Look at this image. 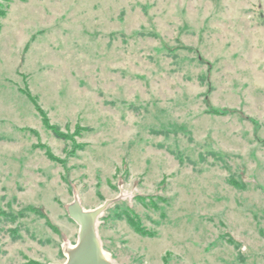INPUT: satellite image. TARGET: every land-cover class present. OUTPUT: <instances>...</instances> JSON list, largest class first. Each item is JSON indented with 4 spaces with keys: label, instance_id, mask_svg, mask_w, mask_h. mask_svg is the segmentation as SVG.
Masks as SVG:
<instances>
[{
    "label": "rangeland",
    "instance_id": "1",
    "mask_svg": "<svg viewBox=\"0 0 264 264\" xmlns=\"http://www.w3.org/2000/svg\"><path fill=\"white\" fill-rule=\"evenodd\" d=\"M74 200L110 264H264V0H0V264Z\"/></svg>",
    "mask_w": 264,
    "mask_h": 264
},
{
    "label": "water",
    "instance_id": "2",
    "mask_svg": "<svg viewBox=\"0 0 264 264\" xmlns=\"http://www.w3.org/2000/svg\"><path fill=\"white\" fill-rule=\"evenodd\" d=\"M107 205L86 212L74 200L66 207L68 218L78 226L79 231L76 244L65 251L64 264H110L100 249L95 231V222Z\"/></svg>",
    "mask_w": 264,
    "mask_h": 264
},
{
    "label": "trees",
    "instance_id": "3",
    "mask_svg": "<svg viewBox=\"0 0 264 264\" xmlns=\"http://www.w3.org/2000/svg\"><path fill=\"white\" fill-rule=\"evenodd\" d=\"M50 129H53L52 127H49ZM134 230L139 233L141 236H144L145 235V232L143 230H140L139 228L137 227H134Z\"/></svg>",
    "mask_w": 264,
    "mask_h": 264
}]
</instances>
